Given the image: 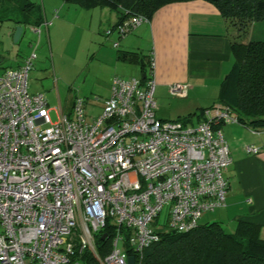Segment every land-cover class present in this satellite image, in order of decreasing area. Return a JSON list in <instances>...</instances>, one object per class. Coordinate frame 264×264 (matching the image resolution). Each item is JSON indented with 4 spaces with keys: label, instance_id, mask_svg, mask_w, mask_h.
Listing matches in <instances>:
<instances>
[{
    "label": "built area",
    "instance_id": "2783aa9c",
    "mask_svg": "<svg viewBox=\"0 0 264 264\" xmlns=\"http://www.w3.org/2000/svg\"><path fill=\"white\" fill-rule=\"evenodd\" d=\"M141 21L133 15L116 31ZM34 57L0 70V264H77L75 249L127 264L126 248L140 256L163 232L187 230L224 205L231 156L220 125L239 121L229 105L213 102L188 124L156 117L151 51L147 77L113 75L99 113L87 119L76 96L69 116L28 91ZM187 89L168 85L180 97ZM165 204L166 220L155 223ZM106 224L110 248L100 255L94 236Z\"/></svg>",
    "mask_w": 264,
    "mask_h": 264
},
{
    "label": "crops",
    "instance_id": "0c3cea01",
    "mask_svg": "<svg viewBox=\"0 0 264 264\" xmlns=\"http://www.w3.org/2000/svg\"><path fill=\"white\" fill-rule=\"evenodd\" d=\"M44 4H52L56 7L53 9L56 10L55 14L61 13L60 19L55 23L56 28L59 24L61 26L68 24L97 37L98 33L106 36L100 40L101 43L94 52L95 55L99 54L100 57L96 56V58L100 63H108L114 70L108 77L109 81L115 73L133 72L132 67L122 66L123 64L120 65L116 61L133 63L138 70L136 77L142 74L137 62H128L116 57L117 49H122L138 51L143 55L152 51L157 98H162L164 89L167 92L170 82H186L188 89L183 96L186 101L184 106H178V110L171 111L168 106L163 105L159 108L157 117L176 119L185 112L206 107L216 101L219 82L228 71L232 56L226 21L210 2L176 0L159 6L147 22L139 24L130 31L131 36L125 35L119 38L115 52L112 54L110 52L109 59H103L102 55L106 49L102 47H107L106 41L112 44V40L116 38L115 31L106 33V30L117 20V14L113 9L107 6L86 9L64 0H41L45 19L47 12ZM106 15L107 24L100 26V20ZM6 25L11 36L15 25L10 22ZM45 33L48 36L47 27ZM103 84L107 87L106 93L103 94L105 97L109 93L108 79L107 85ZM75 97L60 107L63 113L72 116ZM85 98H83V108L84 115L88 119L100 112L102 101L91 96ZM88 101L97 104L99 112L95 113L91 110L86 114ZM173 115L175 116L172 117ZM200 118L201 114L197 120ZM220 128L229 146L231 162L223 170V176L227 180L225 203L215 210L212 220H218L222 224L230 222L231 229L236 220L256 223L260 228V236L264 238V130L254 129L240 121L221 124ZM244 144H252L256 146V150L247 151Z\"/></svg>",
    "mask_w": 264,
    "mask_h": 264
},
{
    "label": "trees",
    "instance_id": "16d2710c",
    "mask_svg": "<svg viewBox=\"0 0 264 264\" xmlns=\"http://www.w3.org/2000/svg\"><path fill=\"white\" fill-rule=\"evenodd\" d=\"M64 1L86 9L94 6L113 9L117 20L108 30L109 33L116 32V38L112 41L118 44L119 38L143 21L122 35L116 31L117 25L137 14L148 21L159 6L176 0ZM206 1L213 4L225 19L228 30L233 28L237 32L236 39L230 36L232 61L219 82L215 102L229 105L240 122L254 129L264 130V39L250 36L243 41L246 24L264 20V0ZM1 21L21 24L22 31L26 25L40 27L41 31V25L46 29L49 23L43 16L42 8L40 12L32 0H0ZM150 52L143 55L138 51L117 49L116 57L137 62L142 73L138 77L144 79L148 75ZM201 109H198L197 118ZM259 229L256 223L236 220L234 227L226 230L220 221L208 220L187 230L163 232L157 241L143 248L140 256L130 248H126V252L133 254L140 264H264V238L260 236ZM103 232L105 234L102 236ZM94 245L100 255L109 250L110 225L106 224L101 233L95 234ZM72 260H77V264H99L89 249L80 252L75 249Z\"/></svg>",
    "mask_w": 264,
    "mask_h": 264
},
{
    "label": "rangeland",
    "instance_id": "374dc122",
    "mask_svg": "<svg viewBox=\"0 0 264 264\" xmlns=\"http://www.w3.org/2000/svg\"><path fill=\"white\" fill-rule=\"evenodd\" d=\"M34 3L41 12V0H34ZM44 5L47 12L46 20H49L46 26L49 31L48 36L45 33L43 24L41 25L40 33H37L26 25L23 26L20 37L14 41L7 31L6 23L8 22H0V70L3 67L15 66L17 63L22 62L23 59L34 50L35 57L32 59L31 66L27 72V89L29 92H43L49 106L57 107L59 105L63 107L74 96H81L82 98L91 96L97 99L104 97L103 94L106 93L107 87L104 84L102 85V83L106 84L107 79L108 82H110L108 77L111 75L113 69L108 63H100L96 58L99 54L97 53L95 55L94 51L98 49L101 43L100 40L106 36L102 33H98L97 37L88 31L80 30L78 27L68 24H64L63 26L59 24L56 28L55 23L60 19L61 13L57 12V14H54L56 11L53 9L56 7L52 4ZM106 18L107 15L102 17L100 26L107 24ZM228 31L231 38L236 39V30L229 28ZM243 34V41H246L250 36L255 39H264V20L256 21L253 24L248 22ZM125 35L131 36V32ZM120 39H118V42ZM106 42L108 48L105 46L102 47L106 49L102 55L103 59H109L111 56L110 52L111 54L114 53L117 47L113 46L110 41ZM116 62L128 68L132 67L133 72L131 74L128 72H120L114 75L122 77L138 75L137 66L135 64L122 61ZM156 94L157 86L154 87L153 93L156 103V117L159 116V108L161 106H168V109L172 111L178 110V106H184L186 102L183 96L180 97L171 94L168 90L166 92V89H164L161 94L163 99L157 98ZM86 100L87 98H85V101ZM98 107L99 106L94 102L91 103L88 101L86 104V114L87 111L91 110L95 113L99 112ZM197 112L198 109L185 112L183 116L181 115L178 119L185 124L194 123L197 121ZM49 115L51 119H55L54 110L51 109ZM174 116L175 115L172 117ZM162 119H166V117ZM215 210L202 213L197 220L198 223L212 220ZM166 216L167 205L165 204L161 207L154 222L162 223L166 220ZM230 225V222L223 223L226 230L230 229Z\"/></svg>",
    "mask_w": 264,
    "mask_h": 264
},
{
    "label": "water",
    "instance_id": "95a60500",
    "mask_svg": "<svg viewBox=\"0 0 264 264\" xmlns=\"http://www.w3.org/2000/svg\"><path fill=\"white\" fill-rule=\"evenodd\" d=\"M22 31V25L21 24H16L14 26V29L12 31V40H17L20 36V33ZM105 233L103 232L101 235L103 236ZM126 261H127V264H135L134 262V256L132 254H128L126 256Z\"/></svg>",
    "mask_w": 264,
    "mask_h": 264
}]
</instances>
